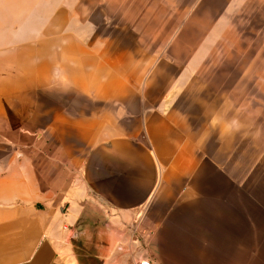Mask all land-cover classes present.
I'll list each match as a JSON object with an SVG mask.
<instances>
[{"label":"crops","instance_id":"0c3cea01","mask_svg":"<svg viewBox=\"0 0 264 264\" xmlns=\"http://www.w3.org/2000/svg\"><path fill=\"white\" fill-rule=\"evenodd\" d=\"M257 75L264 0H0V264H264Z\"/></svg>","mask_w":264,"mask_h":264},{"label":"rangeland","instance_id":"374dc122","mask_svg":"<svg viewBox=\"0 0 264 264\" xmlns=\"http://www.w3.org/2000/svg\"><path fill=\"white\" fill-rule=\"evenodd\" d=\"M264 75H257L256 76V81L259 82V81H264ZM242 81V79H241ZM260 98H263V95H262V91L260 90H256V99H260ZM264 110V102H263V99L260 101V102H257V106H256V114H261L259 115L257 118H262L264 116L263 115V111ZM256 128H257V135L260 133V131H262V134L264 135V122L262 121H257L256 122ZM256 144H257V147H264V136L262 137H257L256 138Z\"/></svg>","mask_w":264,"mask_h":264},{"label":"built area","instance_id":"2783aa9c","mask_svg":"<svg viewBox=\"0 0 264 264\" xmlns=\"http://www.w3.org/2000/svg\"><path fill=\"white\" fill-rule=\"evenodd\" d=\"M138 264H151V263L148 259H143V260L139 261Z\"/></svg>","mask_w":264,"mask_h":264}]
</instances>
